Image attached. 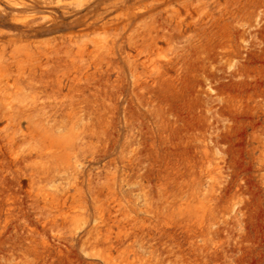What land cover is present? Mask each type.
Masks as SVG:
<instances>
[{
    "label": "rangeland",
    "instance_id": "rangeland-1",
    "mask_svg": "<svg viewBox=\"0 0 264 264\" xmlns=\"http://www.w3.org/2000/svg\"><path fill=\"white\" fill-rule=\"evenodd\" d=\"M0 264H264V0H0Z\"/></svg>",
    "mask_w": 264,
    "mask_h": 264
}]
</instances>
